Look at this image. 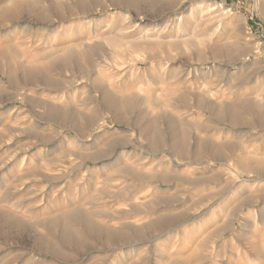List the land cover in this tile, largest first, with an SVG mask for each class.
I'll list each match as a JSON object with an SVG mask.
<instances>
[{
  "label": "rangeland",
  "instance_id": "rangeland-1",
  "mask_svg": "<svg viewBox=\"0 0 264 264\" xmlns=\"http://www.w3.org/2000/svg\"><path fill=\"white\" fill-rule=\"evenodd\" d=\"M149 69L264 127V0H0V264H190L163 241L113 251L129 222L111 219L106 162L89 156L108 97L148 100ZM259 226V261L243 264H264Z\"/></svg>",
  "mask_w": 264,
  "mask_h": 264
},
{
  "label": "crops",
  "instance_id": "crops-1",
  "mask_svg": "<svg viewBox=\"0 0 264 264\" xmlns=\"http://www.w3.org/2000/svg\"><path fill=\"white\" fill-rule=\"evenodd\" d=\"M144 75L153 78L152 85H144L148 100L108 97L106 125L90 138L89 156L106 162L107 195L111 190L113 194L108 200L114 209L111 219L129 222L125 231L133 239L113 251L143 245L151 252L163 241L184 245L190 264L196 259L195 264L258 262L259 225L264 221V127L248 130L242 122L228 123L212 115L220 108L240 110L242 104L178 99L171 88L174 81L159 80L170 75L158 69ZM188 108L196 112L184 111ZM135 221L141 224L131 223ZM166 228L175 232L162 233ZM198 228L206 231L197 233ZM243 228L251 234H244ZM211 252L220 253L219 259L209 256Z\"/></svg>",
  "mask_w": 264,
  "mask_h": 264
},
{
  "label": "bare ground",
  "instance_id": "bare-ground-1",
  "mask_svg": "<svg viewBox=\"0 0 264 264\" xmlns=\"http://www.w3.org/2000/svg\"><path fill=\"white\" fill-rule=\"evenodd\" d=\"M18 11V10H17ZM11 12V13H10ZM13 12H12V10H9V12H6L5 13V15L8 17L9 15H14V14H12ZM15 13H17L16 11H15ZM18 14V13H17Z\"/></svg>",
  "mask_w": 264,
  "mask_h": 264
}]
</instances>
